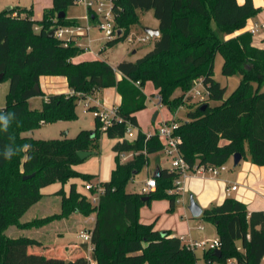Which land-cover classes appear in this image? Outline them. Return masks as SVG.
<instances>
[{
	"label": "trees",
	"instance_id": "1",
	"mask_svg": "<svg viewBox=\"0 0 264 264\" xmlns=\"http://www.w3.org/2000/svg\"><path fill=\"white\" fill-rule=\"evenodd\" d=\"M77 3L53 0L40 20L33 18L31 7L0 9V73H4L2 80L10 79L6 105L0 108V117L7 120V129L0 123V264H88L85 243L59 245L62 256L47 255L29 251L31 241H40L7 235L12 224L32 227L73 212L87 216L96 212L93 240L98 246V264H197V249L187 247L171 230L160 231L155 229V222L140 220L141 207L153 199H168V212L175 210L181 193L169 190L175 187L179 172L160 169L157 187L149 192L127 190L128 183L148 163L149 155L163 149L157 134L148 137L141 130L136 113L147 107L144 87L151 81L159 90L160 103L172 113L182 106L189 108L185 119L177 118L175 134L191 169L223 165L237 152L254 164L264 165V48L253 44L250 30L234 35L245 29L261 7L253 0H115V23L123 35L109 40L108 45L123 40L144 10L153 11L160 35L141 57L113 66L104 59L74 62L84 49L73 40L66 43L49 36L57 25L80 22L67 15L58 18L61 11L67 12ZM218 53L224 58V75L242 76L227 97V87L214 78ZM42 75L67 77L71 92L50 94L41 108H31L29 98L44 94L35 88ZM199 78L209 95L192 102L193 96L187 93ZM108 87H116L122 102L106 128L96 117L95 129L82 130L73 138L23 135L43 122L75 118L80 99ZM177 89L181 93L175 95ZM211 100L219 104L212 105ZM89 108L97 106L90 104ZM129 126L138 128L132 139L126 137ZM102 132L116 139V152L134 151V156L125 162L117 158L111 180L101 182L105 192L98 204L73 183L69 193L57 192L61 195L60 212L21 223V217L44 196L43 187L75 176L91 182L94 175L81 173L74 166L83 160L79 151L95 152L93 146ZM25 145L30 147L25 149ZM6 154L11 158L6 159ZM143 196L149 199L143 200ZM201 216L215 224L220 241L219 256L213 249L204 250L207 263L228 264L234 259L238 264H262L264 211H249L243 201L227 197L221 204L205 208ZM75 249L81 251L77 256L65 254Z\"/></svg>",
	"mask_w": 264,
	"mask_h": 264
},
{
	"label": "rangeland",
	"instance_id": "2",
	"mask_svg": "<svg viewBox=\"0 0 264 264\" xmlns=\"http://www.w3.org/2000/svg\"><path fill=\"white\" fill-rule=\"evenodd\" d=\"M244 1L245 0H242L240 3H243ZM6 2L7 0H0V9H5L9 5H13L14 7H25V5H27L28 7H31V0L9 1L8 4H6ZM87 13L88 10L84 3L78 2L76 5H73L68 9V14L82 18L81 22L86 25L88 21L84 19L83 16H86ZM33 18L40 20L41 13L34 12ZM99 21H102L101 17L99 18ZM99 21L97 20V22L92 23L89 35H85V37L82 36L77 40L84 44V52L92 49L102 51V59L106 60L111 65H116L120 61L127 58L131 59L134 58V56H142L154 46V37L143 42L136 40L138 36L144 34L143 27L156 28L158 25V19L154 16L152 10H144L139 12V22L133 24L130 31V34L135 38V41L130 42L128 38H124L114 46L108 45L109 40L106 30L99 28ZM104 47H106L105 50H103ZM134 49L137 50L136 54H133ZM223 62V56L218 53L214 63V78L223 86L227 87V97L238 86L242 76L240 74H234L230 76L224 75L222 72ZM59 85L61 84L59 83ZM200 88L203 89L202 87ZM9 89V78L0 81V108L6 105ZM147 96V107L137 114L140 128L144 132L156 130L160 126L163 119L169 120V118H172L174 115V113H172L165 105H159V101L155 98V96H153V94L150 93ZM94 98L88 96L87 98H82L78 101L75 118L58 120L54 122H45L42 123L36 130L23 132V135L32 136L37 139L64 137L73 138L76 137L82 130L95 129V109L89 108V106H87L88 102H90L91 105L95 103ZM42 100V95H36L31 97V99L29 98L28 104L31 108H41L43 103ZM199 100H201L199 97H193L192 102H197ZM210 103L212 105H216L219 104V101L211 100ZM188 110L189 108L186 106L180 107L177 110V116L179 119H185L187 117ZM156 111H159V116L157 120H153ZM137 130L138 128L133 127L131 131L127 132L126 137L129 139L134 138ZM115 142L116 139H113L105 132H102L96 141V145L93 146L95 152L89 157L83 159L81 162L77 163L74 166L75 169L84 174L94 175V178L91 180L93 183L110 181L112 178L113 169L116 167L117 158H119L120 161L124 160L121 152L118 153L113 149ZM246 150L248 154V149ZM245 158L246 157L242 159V162L239 165H235L234 159L231 158L227 162V168L229 169L228 172L242 167L245 163ZM158 166L161 168L172 166L171 158H169L163 151L149 155L148 163L140 170L139 173L135 174L134 178L128 183L127 190L130 192L143 193L142 191L146 181L148 178L154 175V172ZM183 180L184 178L182 177V181ZM87 182L88 181L83 179L81 176H75L65 182L56 181L43 187L42 192L44 193V196L21 217L20 222L27 223L31 220L44 218L61 211V195L57 194V192L59 190H64L66 193H69L73 183L76 184L77 190L80 193L87 194L89 196L91 193L85 188ZM181 193L182 194L179 197L181 201L177 202L175 210L172 212H168L170 203L169 200L165 198L153 199L151 203L145 204L141 209V222H155V228L160 231L171 230L172 233L175 232L177 234L188 233L191 231V236L198 240L205 238L214 239L218 234L215 224L206 220L202 216L193 217L189 209L191 195H193L195 200L201 205L199 199H197L196 195L191 191H182ZM219 204L221 203L214 204L213 206ZM202 208L205 209L206 207ZM80 214L83 215L82 213ZM158 216L159 219H157ZM82 217V223L88 227L94 225L96 222V212H93L88 216L83 215ZM199 224H203L205 228L202 230L199 229ZM65 226L66 223L64 218H57L49 223L35 225L32 227H22L20 224H12L7 229V235L11 237L25 235L29 236L34 241H40L41 243H34L32 241L30 242L29 251L31 252L62 256L64 252L58 246L67 245L70 243V241L74 243H81L82 237L80 236V233L82 230L86 229L81 224H72L70 228L65 231ZM63 230L65 231L64 238L62 235H60V232ZM80 252L81 251L79 249H75L72 253L65 251V254H67L68 257L73 258ZM203 254L204 249L198 248L196 250V255L198 257L197 264H207ZM228 264H232L231 261L228 262ZM262 264H264V261Z\"/></svg>",
	"mask_w": 264,
	"mask_h": 264
},
{
	"label": "crops",
	"instance_id": "3",
	"mask_svg": "<svg viewBox=\"0 0 264 264\" xmlns=\"http://www.w3.org/2000/svg\"><path fill=\"white\" fill-rule=\"evenodd\" d=\"M9 1H16V0H7L6 4H8ZM19 1H21V0H19ZM238 1L241 2L242 0H238ZM253 1H254L256 6L261 7V11L256 16H254L248 20L247 26L245 27V29L236 32L234 35L242 32L244 30H250L256 23H260L262 26L254 34L253 44L255 46L260 47V48H264V0H253ZM30 5H31L33 13L34 12L41 13V18H42L44 15L45 9L53 6V0H31ZM7 7H14V6L9 5ZM25 7H28V6L25 5ZM68 9L66 12L67 17L76 18V19L80 20V22H81L82 18H79V17L72 15V14H68ZM83 17L85 19V15ZM158 26H159V21H158V25L156 26V28H158ZM87 35H89V33ZM255 35H257V36H255ZM83 37H85V36H83ZM226 37H229V35H227ZM80 38H78V39H80ZM75 43L77 45L81 46L83 49H85L84 44L80 43L78 40H76ZM101 52L102 51H98V50H94V49L89 50L87 52L83 51L80 55L74 57L73 61L74 62H80V61H84V60L102 59ZM136 53H137V50L134 49L133 54H136ZM139 57H141V56H134V58H131V59L127 58L126 60H136ZM116 65H113V66H116ZM117 76L119 79L122 77L121 73H118ZM59 83L61 85H59ZM39 84H40L41 90L44 92V94L42 95L43 100L48 95L53 94V93H59V92L70 93L71 92L67 77H65V76L42 75V76H40ZM144 91L147 95H149L150 93L153 94V96H155V98L159 101L158 102L159 105H161L160 99H159V94H158L159 90L155 88L154 84L151 81L146 83V85L144 87ZM180 93H181V90L177 89L175 92V95H178ZM91 97L92 98L95 97L94 98V102H95L94 104H96L98 106V108L109 109L112 107L119 106L122 102V96L117 91L116 87H108V88L101 89L98 92H96L94 95H91ZM43 100H42V102H43ZM140 111H142V110H140ZM140 111H138L136 113V115ZM177 112H176V114L173 115L172 118H169V120L173 119L174 117L179 118L177 116ZM158 116H159V111H158V115H157L156 120L158 119ZM138 121H139V118H138ZM165 121H168V119L162 120V122H165ZM94 124L96 125V122ZM243 158L244 157H242V159ZM242 159L239 162V164H241ZM245 159L246 160H245L244 165L242 167H240L239 169H235V170L228 172L229 169L227 168V170L223 171L219 176H213L211 173H208V172H204V173L191 172L183 181V192L184 191L193 192L196 195L197 199H199V201L201 202L202 207H206V208H210L214 204H217V203H222L225 200V198H227V197H234L236 199L243 201L246 204L247 209L249 211H254V210L264 211V165H257V164L252 163L248 158H245ZM167 168H171V167H167ZM157 169H159V172H160V169H163V168L158 166ZM155 172H156V170H155ZM155 172H154V175H155ZM233 185H236L237 189L231 190L230 188ZM228 191H230V195H227ZM34 205H32L29 209H31ZM142 207H141V209H142ZM29 209L27 210V212L29 211ZM141 209H140V220H141ZM58 212H60V211H58ZM58 212H56V213H58ZM82 216L83 215H81L80 213L75 212L69 216L64 217V220L66 223V226H65L66 230L65 231H67L72 224H78V225L81 224L85 228L94 227L95 224L92 226H89V227L84 225L82 223V218H83ZM157 219H159V216ZM95 220H96V217H95ZM198 228H199V226H198ZM65 231L63 230L60 232V235H62L63 238L65 237V234H64ZM161 231H166V230H161ZM173 234L178 235V236H182V235L191 236V231H189L188 233H181V234H177V233L173 232ZM215 238H218V234ZM237 243L239 246L241 245L240 241H238ZM72 244H75V243L70 241V243L67 245H72ZM230 261L232 264H238L237 261L234 259H232ZM263 261H264V259H263ZM207 264H209V263H207ZM213 264H215V263H213Z\"/></svg>",
	"mask_w": 264,
	"mask_h": 264
},
{
	"label": "built area",
	"instance_id": "4",
	"mask_svg": "<svg viewBox=\"0 0 264 264\" xmlns=\"http://www.w3.org/2000/svg\"><path fill=\"white\" fill-rule=\"evenodd\" d=\"M114 1L115 0H78L79 3H84L87 7L88 13L85 16V19L88 21L87 25L82 24L81 22L75 24H60L55 28V36L65 40L66 43L69 41H76L78 38L85 36L89 33L92 23L99 21V18H102V21H99V28L106 30L108 40H114L115 38L122 36L123 31L119 29L115 23V12H114ZM13 15H17V12H14ZM262 25L256 23L250 31L255 34ZM121 30V33H120ZM125 38H128L130 42L135 41V38L128 33ZM152 36L144 31V34L136 38L137 41L143 42L151 39ZM202 87L203 89H201ZM187 95H192L193 97H199L200 99H205L208 97L209 92L203 84L202 78H199L196 84L192 89L187 93ZM160 99V97H159ZM90 101V100H89ZM91 103L88 102L87 106ZM96 105V104H95ZM97 106V105H96ZM183 107V106H182ZM95 117H98L102 122V127L106 128L112 123L113 117L116 115V107L109 109L106 108H97L94 111ZM44 123V122H43ZM178 125L177 118L174 117L171 120L162 122L160 126L154 130L146 132L147 136L157 134L160 140L163 143V151L169 158L172 160L171 171L179 172L180 176L177 177L174 181L175 187L170 189V192L181 193L183 191V181L191 173H204L209 172L213 176H219L223 171L227 170V163L217 166H197L195 169H191L187 161L185 160L181 149L179 147L180 137L175 134V129ZM133 126H129L127 132L131 131ZM136 128V127H134ZM125 162L134 156V151L121 152ZM182 177L184 180L182 181ZM157 187V179L155 176L148 178L145 186L143 187L142 192H149ZM86 190L90 191L88 196L89 200L93 204H98L101 194L105 192V186L101 183L87 182L85 185ZM231 190L237 189L236 185H233ZM227 195H230L228 191ZM181 199H178V202ZM200 229H204L202 224H199ZM82 237V242L86 244V257L88 264H98L97 254V244L93 240V227L86 228L80 233ZM183 243L192 249L202 248L204 250L213 249L216 250L220 248V241L218 238H205V239H194L191 236H180Z\"/></svg>",
	"mask_w": 264,
	"mask_h": 264
},
{
	"label": "water",
	"instance_id": "5",
	"mask_svg": "<svg viewBox=\"0 0 264 264\" xmlns=\"http://www.w3.org/2000/svg\"><path fill=\"white\" fill-rule=\"evenodd\" d=\"M7 9H11V7H7ZM66 17V12L65 11H61L59 14H58V18H64ZM143 30L150 34L152 37H158L160 35V29L159 28H151V27H143ZM120 33H121V30H120ZM49 36L50 37H54L55 36V29L51 30L50 33H49ZM4 78V73H0V81ZM35 88L37 91H40L41 88H40V84L39 82H37L35 84ZM206 106V104H204L203 108ZM157 115H158V111H156V113L154 114V117H153V120H156L157 118ZM93 152L92 151H79L78 152V155L80 156L81 159H85L87 157H89L90 155H92ZM233 159H234V164L235 165H238L239 162L241 161L242 159V154L237 152L233 155ZM160 172H159V169H156V172H155V177H158L160 176ZM34 176V173L33 174H29V175H25L24 178H29V177H32ZM149 199V196H143V200H147ZM189 209L192 213V216L193 217H199L202 215L203 213V208L201 207V205L195 200L194 196L191 195V199H190V203H189ZM215 252L217 253V255L219 256L221 254V249L218 248L215 250Z\"/></svg>",
	"mask_w": 264,
	"mask_h": 264
},
{
	"label": "clouds",
	"instance_id": "6",
	"mask_svg": "<svg viewBox=\"0 0 264 264\" xmlns=\"http://www.w3.org/2000/svg\"><path fill=\"white\" fill-rule=\"evenodd\" d=\"M0 123L3 124L4 128L7 129V120L4 119L3 117H0ZM30 146L28 145H25L24 148L25 149H28ZM6 159H10L11 158V155L10 154H6L5 156Z\"/></svg>",
	"mask_w": 264,
	"mask_h": 264
}]
</instances>
